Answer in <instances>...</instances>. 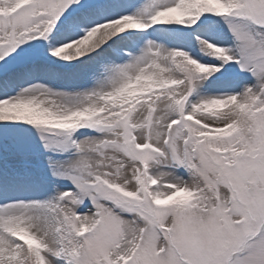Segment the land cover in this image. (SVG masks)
I'll return each instance as SVG.
<instances>
[{
	"label": "snow or ice",
	"instance_id": "6c2138e0",
	"mask_svg": "<svg viewBox=\"0 0 264 264\" xmlns=\"http://www.w3.org/2000/svg\"><path fill=\"white\" fill-rule=\"evenodd\" d=\"M0 264H264V0H0Z\"/></svg>",
	"mask_w": 264,
	"mask_h": 264
}]
</instances>
